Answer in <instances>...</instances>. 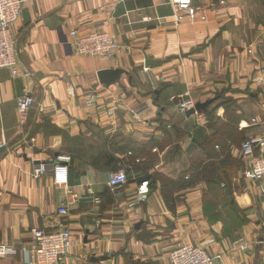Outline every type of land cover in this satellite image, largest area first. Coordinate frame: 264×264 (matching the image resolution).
<instances>
[{
  "label": "crops",
  "instance_id": "1",
  "mask_svg": "<svg viewBox=\"0 0 264 264\" xmlns=\"http://www.w3.org/2000/svg\"><path fill=\"white\" fill-rule=\"evenodd\" d=\"M191 3L204 19L178 20L172 0L23 5L12 25L17 73L0 68V243L16 249L0 255V264H34L31 230L64 226L73 240L66 264H171L169 252L187 242L220 255L217 264H264V196L257 181L243 178L241 192L232 194L237 216L229 221L204 213L202 180L174 192L172 210L158 180L143 178L159 172L176 180L191 164L208 162L198 142L217 135L216 119L210 121L209 106L208 113L189 116L179 109L173 97L186 92L194 104L221 92V101L237 100V131L243 140L259 138L263 147L254 155L264 153V85L255 83L264 68V0ZM74 29L106 30L118 47L110 56L77 55L69 42ZM103 69L119 75L106 85L98 77ZM23 94L32 104L22 119L17 97ZM224 109L212 113L218 123H228L220 116ZM175 128L184 132L181 139ZM222 139L213 159L242 162L243 140L232 142L227 133ZM58 155L69 157L59 163L65 170L34 176V161L51 163ZM114 163L130 177L111 187ZM74 194L75 204L59 214Z\"/></svg>",
  "mask_w": 264,
  "mask_h": 264
},
{
  "label": "built area",
  "instance_id": "2",
  "mask_svg": "<svg viewBox=\"0 0 264 264\" xmlns=\"http://www.w3.org/2000/svg\"><path fill=\"white\" fill-rule=\"evenodd\" d=\"M27 0H0V68H8L13 74L17 73L18 48L16 41L12 35V25L20 16L23 5ZM177 7V19L182 17L184 12L190 19L199 16V10L192 6L191 0H172ZM70 45L77 55L90 56H110L117 47L118 41L116 37L106 30L95 29L89 32L80 33L77 30L69 32ZM262 75L264 68L261 69ZM260 75L256 79L257 85H264V77ZM182 96L175 98L176 105L182 111L194 106L191 99ZM32 104V98L26 94L17 97V111L20 118H24L27 110ZM136 113V111H134ZM133 113L135 118L137 114ZM263 147V143L259 138L246 137L241 143L240 153L245 160L246 168L244 177L259 183V190L264 196V153L258 156L254 155L255 147ZM260 147V148H261ZM262 152V151H261ZM54 162L45 163L40 160L34 161V176L47 171L65 170L66 166L59 164L60 162H68L67 155H58ZM126 182V175L123 169L110 171L108 173V185L115 187ZM91 192L90 190H88ZM96 203L100 200L94 197ZM77 196L74 194L58 209V213L66 215L68 206L75 204ZM31 237L34 246V264H66L71 246L73 244L71 230L62 227L57 230H45L42 228H34L31 230ZM248 244L240 246L246 249ZM16 251L13 245L0 243V255L14 253ZM171 264H217L220 255H212L203 246L194 243H184L176 246L169 252Z\"/></svg>",
  "mask_w": 264,
  "mask_h": 264
},
{
  "label": "trees",
  "instance_id": "3",
  "mask_svg": "<svg viewBox=\"0 0 264 264\" xmlns=\"http://www.w3.org/2000/svg\"><path fill=\"white\" fill-rule=\"evenodd\" d=\"M223 98V92L220 93L219 99ZM231 99H228L226 101H219L220 104L217 106H225V110H227V107H230L229 102ZM217 107H214L210 110L209 117L210 121L216 119V122L212 124V127L215 128L216 134L213 137H206L203 141L198 142V146L201 148L200 154H202L203 150L206 152V154L209 153V148L214 147L216 144L222 145L223 139L222 135L223 134H228L229 133V123L222 122L221 127H217V119L218 116H213L212 113L214 109ZM203 112V111H200ZM204 112L208 113L209 110L205 109ZM231 115H229V118ZM238 122V120H237ZM176 129V128H175ZM238 139H241V136H243V132H238ZM177 139H181L184 136V132L180 131L179 129H176L175 132ZM232 134L228 135V138L231 137ZM242 138V140H243ZM235 138L232 139V142H234ZM101 157L105 158V154L102 153L100 154ZM109 161H113V157L109 156ZM131 157V156H130ZM201 156L198 158L200 159ZM94 159H91L90 162L91 164L94 163ZM241 160L243 162V159L241 157ZM129 161H135V157L129 158ZM236 161L235 159L230 158L228 155H225L222 157L220 160V163L216 165L215 163H210L206 162L204 164H201L199 161L197 163H193L190 165L188 170H184L181 172L180 176L178 179L174 180L162 173L155 172L153 174L145 175L143 178L149 179L150 178V184H153L154 180H158L163 199L167 206L170 209H174V192H176L179 189H183L188 186V184L193 183L194 181L202 180L207 187L208 194H206L205 199H204V213L208 216L209 219H215L218 217H222V215L231 221V219L237 216V205L236 202L233 201L234 197H232V194L234 193V190L237 188L232 185V172H233V162ZM89 162V163H90ZM117 163V161H116ZM116 163L111 165V168L113 170H117L120 166H118ZM101 167V166H100ZM188 177H186V174H188ZM126 173V172H125ZM129 176L128 173H126ZM126 175V178H127ZM129 179V178H127ZM231 181V182H230ZM239 191V190H237ZM218 206L220 208L218 209ZM239 222H242L244 220H238ZM228 230H232L230 227L226 226L224 228V232H228ZM130 264H135L131 262Z\"/></svg>",
  "mask_w": 264,
  "mask_h": 264
},
{
  "label": "rangeland",
  "instance_id": "4",
  "mask_svg": "<svg viewBox=\"0 0 264 264\" xmlns=\"http://www.w3.org/2000/svg\"><path fill=\"white\" fill-rule=\"evenodd\" d=\"M181 14H182V17L183 16H186L185 15V13L184 12H181ZM200 15L199 16H197L195 19H198V18H201V19H204L205 18V16L204 15H202V13H199ZM181 17V18H182ZM188 17V16H187ZM180 18V19H181ZM189 18V17H188ZM190 19V18H189ZM195 19H191V20H195ZM263 69V68H262ZM260 75H262V72H261V70H260V73H259V75L256 77V79L260 76ZM263 77H264V74L262 75ZM256 79H255V83H256ZM180 95H182L183 97L184 96H188V92H186V93H183V94H179V95H177V96H175V98H177V97H179ZM186 98H188V97H186ZM189 99V98H188ZM228 99H231V101L229 102V105H230V107H227V110H225L224 109V111H223V113H222V115H220V116H223L224 118H226L227 119V122L229 123V133H228V135L229 134H232L231 135V137L229 138V140H232L233 138H235V140H234V142H238L239 140H242V138H243V136L242 135H240L241 136V139H238L237 137L239 136L238 135V133H237V128H236V123H237V120H239V118H240V116H241V113H242V111H241V113H237V110L236 109H238V108H240V110H241V106H240V104L237 102V100H235V99H233L232 97H225L222 101H226V100H228ZM219 101H221L220 99H216V100H214L212 103H211V105H209V109L210 108H214V107H217V103H219ZM216 105V106H215ZM193 107V106H192ZM191 108V107H190ZM219 108V107H218ZM224 108H225V106H224ZM229 115H231V117L229 118ZM217 125V127L219 128V127H221V125H222V122H219V123H217L216 124ZM209 153L207 154V159H209L208 160V162H210V163H215L216 165H218L219 163H220V160H219V162H218V160H216V159H213V158H215L216 157V155H217V152H216V150H215V148L214 147H210L209 148ZM145 154L147 155V156H151V155H153L152 153H150V152H145ZM200 157V154L198 155V158ZM203 158H205V157H203ZM212 158V159H211ZM244 164V165H243ZM233 165H234V168H233V172H232V185L234 186V188L236 187L237 189L236 190H234V194H236L237 192V190H239V192H241V190H242V185H243V183H244V181H243V178H245L244 177V171H245V168H246V163L244 162H240V163H238V162H233ZM186 166V165H185ZM184 167V166H183ZM124 169V168H123ZM240 172V176H241V178L240 179H238V178H236V175H237V172ZM124 172H126V171H124ZM125 175H126V173H125ZM231 182V181H230ZM64 227H66V226H64ZM62 228V227H61ZM68 228V227H67ZM70 229V228H69ZM72 233V232H71ZM188 243V242H187Z\"/></svg>",
  "mask_w": 264,
  "mask_h": 264
},
{
  "label": "water",
  "instance_id": "5",
  "mask_svg": "<svg viewBox=\"0 0 264 264\" xmlns=\"http://www.w3.org/2000/svg\"><path fill=\"white\" fill-rule=\"evenodd\" d=\"M145 64H148V61H145ZM119 73L117 71H114L113 69H103L101 71H98V77L101 83H104L108 85L112 81H114L118 77ZM158 93V91H157ZM215 98L207 99L203 102H197L194 104L193 107L187 109L185 111V114L189 116L190 114H193L195 112H200L205 110L213 101ZM5 149V146H0V151H3Z\"/></svg>",
  "mask_w": 264,
  "mask_h": 264
}]
</instances>
